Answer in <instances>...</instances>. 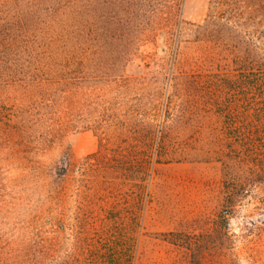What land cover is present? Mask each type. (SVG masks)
Returning a JSON list of instances; mask_svg holds the SVG:
<instances>
[{
  "label": "rangeland",
  "instance_id": "374dc122",
  "mask_svg": "<svg viewBox=\"0 0 264 264\" xmlns=\"http://www.w3.org/2000/svg\"><path fill=\"white\" fill-rule=\"evenodd\" d=\"M0 264H264V0H0Z\"/></svg>",
  "mask_w": 264,
  "mask_h": 264
}]
</instances>
